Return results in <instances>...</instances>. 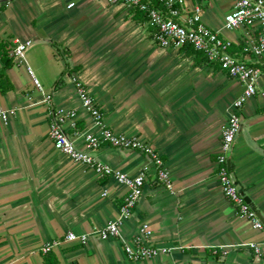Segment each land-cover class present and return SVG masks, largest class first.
<instances>
[{
  "label": "crops",
  "instance_id": "0c3cea01",
  "mask_svg": "<svg viewBox=\"0 0 264 264\" xmlns=\"http://www.w3.org/2000/svg\"><path fill=\"white\" fill-rule=\"evenodd\" d=\"M233 3L209 0L201 18L239 54L240 31L223 30ZM146 20L106 0H0V43L10 55L15 40L32 43L23 63L13 59L6 68L0 56V107L14 111L6 124L0 118V264H264V230L237 216L216 178L221 130L244 86L193 48L158 46ZM77 82L97 102L106 128L161 154L173 183L170 190L159 183L153 164L137 150L105 143L92 151L118 171L146 174L118 236L97 232L120 220L127 188L73 162L48 137L46 99L76 112L78 132L99 134ZM240 120L231 170L264 219V75ZM65 127L72 133L68 121ZM74 141L84 149L80 137ZM144 223L152 230L150 244L161 251L134 260L126 246L134 248ZM69 233L86 240H67ZM48 243L54 245L43 254Z\"/></svg>",
  "mask_w": 264,
  "mask_h": 264
},
{
  "label": "built area",
  "instance_id": "2783aa9c",
  "mask_svg": "<svg viewBox=\"0 0 264 264\" xmlns=\"http://www.w3.org/2000/svg\"><path fill=\"white\" fill-rule=\"evenodd\" d=\"M110 4H122L133 12L141 11L145 14L146 24L152 32L155 43L162 48L183 49L192 47L200 53L205 61L229 77L237 80L244 86L242 94L229 106L228 117L221 130L220 152L217 154L215 164L217 167L216 178L223 196L232 204L237 216L246 219L255 230L263 231L264 225L258 219L256 213L245 201L241 192L237 189L231 171L228 168V152L234 143L241 126L240 112L246 100L256 93L259 78L264 75V0H234L232 9L225 15L223 30L241 33L239 41V54L246 56L247 60L239 57L233 50L234 43L223 37L220 31L208 28L202 22V5L209 0H159L162 8H155L148 0H106ZM187 1L192 3L187 6ZM70 4L69 7H72ZM31 41L15 40L11 48V56L18 63L24 62L26 50L31 46ZM35 87L41 90L38 80L30 67H26ZM79 98L85 110L90 113L94 126L100 128L98 135L88 132H78L76 128V112L63 108L53 107L46 99L47 117L49 121L48 137L54 148L68 156L73 162L94 170L99 177H109L116 183L127 188L123 204L120 207V220L111 221L97 234L101 238L119 235L121 220L131 215L146 182V174L139 173L130 176L118 171L107 164L101 163L91 152L107 143L121 149L137 150L144 154L154 166L156 179L166 189H172L173 183L165 167L161 154L151 145L143 143L138 137H128L117 134L103 125V114L97 102L90 96L87 90L79 82L76 83ZM14 114L13 110H5L0 107V118L6 124ZM70 123L72 133L65 127ZM74 137L82 139L84 149H79ZM152 230L144 223L133 239L134 248L126 246L129 258L138 260L156 256L161 249L150 244ZM65 239L73 241L78 238L69 233ZM54 243H48L42 248V253L47 254ZM248 246L259 252V246L254 243ZM164 251V249H162Z\"/></svg>",
  "mask_w": 264,
  "mask_h": 264
},
{
  "label": "trees",
  "instance_id": "16d2710c",
  "mask_svg": "<svg viewBox=\"0 0 264 264\" xmlns=\"http://www.w3.org/2000/svg\"><path fill=\"white\" fill-rule=\"evenodd\" d=\"M150 4L153 7H155V8H162L163 7L162 4L159 2V0H151ZM136 16L138 18H140V17L146 18L145 14L143 12H141V11H137L136 12ZM188 48L192 49V47H190V46H188ZM0 56L2 57V59H3L4 63H5V67L6 68L10 67L14 58L10 55V50L8 48H6L5 44H3V43H0ZM62 84H64V79L63 78L60 79L56 83L55 87H59Z\"/></svg>",
  "mask_w": 264,
  "mask_h": 264
},
{
  "label": "water",
  "instance_id": "95a60500",
  "mask_svg": "<svg viewBox=\"0 0 264 264\" xmlns=\"http://www.w3.org/2000/svg\"><path fill=\"white\" fill-rule=\"evenodd\" d=\"M240 128H241V126H240ZM239 131H240V129H239ZM239 131H238V133H239ZM232 147H233V144H232V146H231V148H230V150H229V152H228V157L230 158V155H231V152H232ZM228 168H229V170L231 171V174H232V170H231V163H230V160H228ZM232 177H233V180H234V182L236 183V179H235V177H234V175L232 174ZM236 186H237V189L241 192V189H240V187H239V185L236 183ZM241 194H242V196L244 197V199H245V201L249 204V206H250V201H249V199H248V197H246L242 192H241ZM251 207V206H250ZM252 208V207H251ZM252 210L256 213V215H257V217H258V219L262 222V224L264 225V219L262 218V215L259 213V212H257L256 210H254L253 208H252Z\"/></svg>",
  "mask_w": 264,
  "mask_h": 264
}]
</instances>
